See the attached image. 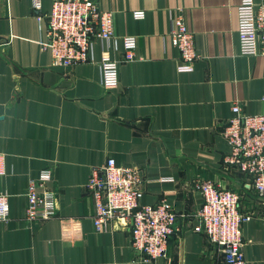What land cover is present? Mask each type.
I'll list each match as a JSON object with an SVG mask.
<instances>
[{
	"label": "crops",
	"instance_id": "crops-1",
	"mask_svg": "<svg viewBox=\"0 0 264 264\" xmlns=\"http://www.w3.org/2000/svg\"><path fill=\"white\" fill-rule=\"evenodd\" d=\"M114 13L116 38L96 41L95 63L65 69L44 51L48 21L31 0H0V153L6 172L0 194L9 197L10 221L0 222V264H151L131 250V231H98L87 183L109 158L137 167L144 178L142 205L166 199L179 216L168 257L157 264H225L224 254L194 232L203 199L193 187L209 179L241 195L247 264H264V199L252 178L225 162L222 136L241 103L247 115L264 114V55L239 52L241 0H96ZM261 3L264 0H255ZM43 15L52 0H42ZM143 11L144 18L135 13ZM182 15L194 33V71L181 73L171 43ZM137 38V59L119 65V85L104 87L98 62L122 60V38ZM53 170L57 214L25 221L29 179Z\"/></svg>",
	"mask_w": 264,
	"mask_h": 264
},
{
	"label": "built area",
	"instance_id": "built-area-1",
	"mask_svg": "<svg viewBox=\"0 0 264 264\" xmlns=\"http://www.w3.org/2000/svg\"><path fill=\"white\" fill-rule=\"evenodd\" d=\"M37 19L48 21L44 51L51 54L52 64L65 69L95 63L92 55L96 41L111 43L116 38L114 13L104 11L96 0H52L49 14L43 15L42 0H31ZM145 13H135L138 19ZM239 52L245 56L264 55V1L241 0L237 8ZM171 43L179 50L178 71L190 73L200 59L196 52L194 33L182 15L173 21ZM124 53L118 61L110 56L99 62L101 81L105 88L119 85V65L136 61L137 38H122ZM233 117L226 123L222 136L231 146L225 162L236 166L252 178L254 191L264 199V114L247 115L241 103L232 106ZM6 172V156L0 153V176ZM87 190L93 199V222L98 231L128 228L131 250L144 262L157 264L168 257L171 237L178 232L179 216L172 205L162 199L154 205H142L144 178L137 167L117 165L109 158L100 167L91 169ZM53 170L44 169L40 177L29 179L26 223H45L57 214V196L50 188ZM194 189L202 195L197 226L194 232L204 234L224 254L225 264H247L242 225L250 216L240 211L241 195L225 189L209 179H197ZM9 197L0 194V222L10 221Z\"/></svg>",
	"mask_w": 264,
	"mask_h": 264
},
{
	"label": "water",
	"instance_id": "water-1",
	"mask_svg": "<svg viewBox=\"0 0 264 264\" xmlns=\"http://www.w3.org/2000/svg\"><path fill=\"white\" fill-rule=\"evenodd\" d=\"M3 44H5V42L3 41V43H0V46L2 45L3 46Z\"/></svg>",
	"mask_w": 264,
	"mask_h": 264
}]
</instances>
